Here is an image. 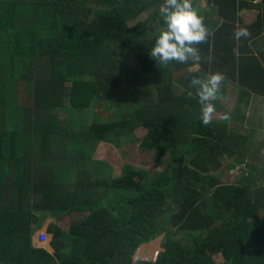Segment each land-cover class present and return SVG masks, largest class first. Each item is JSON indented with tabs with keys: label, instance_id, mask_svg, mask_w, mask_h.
<instances>
[{
	"label": "trees",
	"instance_id": "16d2710c",
	"mask_svg": "<svg viewBox=\"0 0 264 264\" xmlns=\"http://www.w3.org/2000/svg\"><path fill=\"white\" fill-rule=\"evenodd\" d=\"M192 2L211 33L204 59L161 67L149 51L163 0H0V264H132L159 237L144 264H264V142L250 111L264 98V0ZM239 28L251 36L236 41ZM213 72L226 77L213 103L231 119L203 126L189 81ZM117 90L133 94L119 118L60 124L59 111L85 116ZM140 126L141 147L169 158L163 170L91 167L100 138L135 140ZM239 164L249 171L225 182ZM49 215L53 252L34 243Z\"/></svg>",
	"mask_w": 264,
	"mask_h": 264
},
{
	"label": "rangeland",
	"instance_id": "374dc122",
	"mask_svg": "<svg viewBox=\"0 0 264 264\" xmlns=\"http://www.w3.org/2000/svg\"><path fill=\"white\" fill-rule=\"evenodd\" d=\"M150 12L151 11L145 12L140 17V20L142 21L146 20ZM247 14H248L247 15L248 20H250L252 16H254L253 12L252 13L247 12ZM72 49L74 50L75 48ZM133 65H135V62L133 60H128L123 68L130 67ZM141 80L142 83L145 84V87L147 89L151 88L152 84L149 80H146L143 77H141ZM69 85L70 84H67V88H66L67 90L69 89ZM23 86L24 85L21 84V88ZM135 94L137 95V92L134 93V95ZM124 96L133 97V94L128 90L127 91L125 90V92L123 90L122 91L117 90L102 95V97L98 102H95V104H93L91 107L86 109L87 114L85 111V116H84V111L82 113L81 110L77 111V109H74L72 113H69L68 111L67 112L59 111L57 114H58V118L60 119V124L69 130H75L80 126V124L81 125L84 124L85 126H88L90 124H93V121L97 119L107 121L110 118L112 119L119 118V113L124 111L121 100L122 98H124ZM231 99H232V94H230L226 99L223 100V103L227 104V107L229 108H232L230 107V105L233 106V102L230 101ZM262 100L264 104V98L253 99L252 103L254 102L257 105V107L250 108V111L252 112L251 116L252 118H254V121L256 123L253 125L260 126V128L264 125V112H263L264 109L260 107ZM66 104H68V101L65 102V105ZM221 114H223V111H221L219 108L218 109L216 108V113L214 114L213 119H219V116ZM145 132H146L145 127H141V126L137 127L134 130V135L136 139L130 141H123V142H117L115 140V138H117L115 133L110 132L109 140H107L106 138H100V140L97 142L96 147L92 153L91 160L89 161V164L91 165V167L99 169L103 173L107 174L110 178L119 174L122 170V166L125 163H132L137 168L148 170L149 172L152 173L156 170L159 171L163 170L165 166L168 164L169 158L165 156L160 164L156 163L155 157L157 152L155 150H148L141 147L140 140L145 134ZM259 132H258V138H260ZM262 133L264 134V129ZM259 162L260 161H257V163ZM248 169L249 168L247 164H242V165L239 164L234 167L232 166L222 176L223 180L225 182H233L236 179L238 180L243 174L249 171ZM86 214L88 213L85 212L80 213V215L83 216H85ZM56 220L57 218L55 219L53 216L49 215L44 224L48 223L47 225L49 226L50 222ZM70 220H71V216L65 215L59 219L58 224L61 225L63 228H68ZM43 226L39 227L35 231L34 238L46 237L47 239L43 242V244H37L36 242L35 244L46 245V247L54 251V249L50 246L51 234L45 231V229H42ZM161 238L162 237H159L155 241L147 242L141 245L137 249L133 257L132 264H144V262L147 260H155L157 252L161 249L159 245ZM215 258L217 261L222 260V257L220 255H215Z\"/></svg>",
	"mask_w": 264,
	"mask_h": 264
},
{
	"label": "clouds",
	"instance_id": "9594fccd",
	"mask_svg": "<svg viewBox=\"0 0 264 264\" xmlns=\"http://www.w3.org/2000/svg\"><path fill=\"white\" fill-rule=\"evenodd\" d=\"M158 11L163 24L158 29L154 44L149 51L156 65L167 67L173 62L199 64L204 58L200 54L198 45L207 43L211 33L192 0H163ZM250 36L251 33L246 28H239L233 33L236 41ZM233 54L239 55L238 48L233 49ZM225 79L223 73L213 72L203 77L193 75L189 81V88L196 90L195 95L201 105L199 118L203 126L212 122L216 113L213 102L221 98L219 93ZM187 96L191 98L193 93L188 91ZM219 119L228 121L231 116L225 112L219 116Z\"/></svg>",
	"mask_w": 264,
	"mask_h": 264
},
{
	"label": "crops",
	"instance_id": "0c3cea01",
	"mask_svg": "<svg viewBox=\"0 0 264 264\" xmlns=\"http://www.w3.org/2000/svg\"><path fill=\"white\" fill-rule=\"evenodd\" d=\"M253 12V11H252ZM263 41H260L258 44L259 46L257 47V51H262L264 52V35H263ZM257 98H260V97H255L254 99H257ZM261 99V98H260ZM254 104V107H257V105L253 102ZM260 107H262L264 109V104H263V100H262V103L260 105ZM264 112V111H263ZM258 128H260V126H258ZM264 129V125L260 128V131L259 132V135H260V138H258V144L260 145L262 142H264V134L262 133ZM258 137V135H257ZM48 224V223H47ZM47 224H44L43 228L42 229H45V231H47V228H48V225ZM46 239H41L40 237H35L34 238V243L36 242L37 244H43V242L45 241ZM36 245V244H35ZM38 246H44L46 247V245H38ZM50 252H53L52 250H50L48 247H46Z\"/></svg>",
	"mask_w": 264,
	"mask_h": 264
},
{
	"label": "built area",
	"instance_id": "2783aa9c",
	"mask_svg": "<svg viewBox=\"0 0 264 264\" xmlns=\"http://www.w3.org/2000/svg\"><path fill=\"white\" fill-rule=\"evenodd\" d=\"M41 239H47L46 237H40Z\"/></svg>",
	"mask_w": 264,
	"mask_h": 264
},
{
	"label": "water",
	"instance_id": "95a60500",
	"mask_svg": "<svg viewBox=\"0 0 264 264\" xmlns=\"http://www.w3.org/2000/svg\"><path fill=\"white\" fill-rule=\"evenodd\" d=\"M52 247V245H50ZM53 248V247H52Z\"/></svg>",
	"mask_w": 264,
	"mask_h": 264
}]
</instances>
